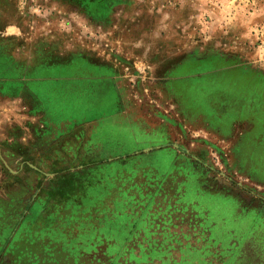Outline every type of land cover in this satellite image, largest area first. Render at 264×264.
Here are the masks:
<instances>
[{"label": "rangeland", "instance_id": "1", "mask_svg": "<svg viewBox=\"0 0 264 264\" xmlns=\"http://www.w3.org/2000/svg\"><path fill=\"white\" fill-rule=\"evenodd\" d=\"M21 194L0 264H264V0H0Z\"/></svg>", "mask_w": 264, "mask_h": 264}, {"label": "crops", "instance_id": "2", "mask_svg": "<svg viewBox=\"0 0 264 264\" xmlns=\"http://www.w3.org/2000/svg\"><path fill=\"white\" fill-rule=\"evenodd\" d=\"M55 88H57V87L55 86ZM54 89H53L54 98H57V97L64 98L65 97V98L72 99V97L69 96V94L65 91V89H64V92H61V93H57V91ZM28 197H30V196H28V194H26V195L21 194L18 198H14L12 200V201H14L13 203L10 202V204L6 205L5 210L8 212L10 219H9V223H8V228L4 227V229H2V231H0V232L5 233L4 234L5 238L1 241V244H0V260H1L2 256H4L2 254L4 251V248L6 249V247H8L9 241H12V239L17 236V230L19 228H21V225L23 224L22 223L23 217H21V211L23 210L22 209L23 207H21V206L23 205V202L25 200L26 201L29 200ZM27 206H28V204H27Z\"/></svg>", "mask_w": 264, "mask_h": 264}, {"label": "trees", "instance_id": "3", "mask_svg": "<svg viewBox=\"0 0 264 264\" xmlns=\"http://www.w3.org/2000/svg\"><path fill=\"white\" fill-rule=\"evenodd\" d=\"M23 224H25V223H23ZM17 238V237H16ZM37 247V246H36ZM50 246H46L45 248V250L43 249L44 247L42 246V252H43V254H42V256H40V255H38V256H34V262H33V264H44L45 262H50L51 260H49L48 258H56V252H53L50 248H49ZM47 248H49V252H48V249ZM52 252H51V251ZM49 253V254H46V253ZM33 253V252H32ZM47 260H49V261H47Z\"/></svg>", "mask_w": 264, "mask_h": 264}]
</instances>
